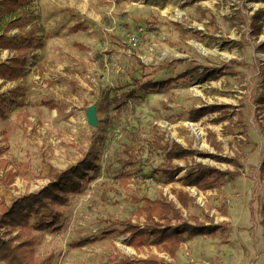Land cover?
Instances as JSON below:
<instances>
[{
  "label": "rangeland",
  "instance_id": "obj_1",
  "mask_svg": "<svg viewBox=\"0 0 264 264\" xmlns=\"http://www.w3.org/2000/svg\"><path fill=\"white\" fill-rule=\"evenodd\" d=\"M24 9L26 17L20 15L17 27L8 33L16 36L19 47H0V61L17 50L30 57V81L21 84L28 107L10 105L0 116V200L40 190L49 182L51 166L66 169L88 154L100 165L96 179L71 195L67 205L54 208L61 213V224L36 231L38 252H54L53 264H112L123 258L135 264H146L147 258L175 264L162 246L135 248L125 244L129 236L103 232L118 228L113 222L120 220L144 228L147 218L139 215L140 198L163 195L178 203L175 192L184 186L197 203L192 207L196 215L211 219V211L235 207L241 226H248V233L236 234V240L246 248L256 233L258 241L239 263L264 264L262 216L251 203L254 191L264 193V178L251 169L264 161V108L257 103L264 90V0H30ZM256 13L262 14L258 34L251 26ZM77 22L87 30L71 31ZM33 31L38 48L28 47ZM205 67L214 75L194 79L191 73ZM51 72L60 79H51ZM140 78L171 83L144 92L135 86ZM43 83L46 94L39 89ZM132 91L137 100L130 96ZM92 104H97V127L87 121ZM206 104L225 106L223 113L229 116L217 121L221 112H212L195 121L194 110ZM190 123L202 130L204 145ZM156 140H176L195 149L194 158L175 160L185 166L177 178L196 169L198 162L235 168L217 160L218 155L239 157L243 175L209 188L225 184L217 196H202L201 188L179 180L166 183L155 171L166 162L165 153L154 146ZM130 152L141 162L126 178L123 174L131 167L124 161ZM9 172L15 173L12 182ZM54 210H42L33 222L52 216ZM86 238L95 240L78 244ZM225 238L215 244H227ZM179 256L186 263L185 254Z\"/></svg>",
  "mask_w": 264,
  "mask_h": 264
},
{
  "label": "trees",
  "instance_id": "obj_2",
  "mask_svg": "<svg viewBox=\"0 0 264 264\" xmlns=\"http://www.w3.org/2000/svg\"><path fill=\"white\" fill-rule=\"evenodd\" d=\"M30 0H0V47L17 49L18 42L14 38H10L8 33L17 27L20 15L26 17L25 5ZM5 7V9H4ZM4 9V10H3ZM261 13L253 16L251 23L254 33H260L263 30L262 24L258 25ZM4 19V21H3ZM87 26L83 22H77L71 27L73 31L86 30ZM28 47L38 48V36L33 31ZM233 43L238 44L237 40ZM260 47L264 49V41L260 43ZM29 54L17 50L16 54L10 56L7 61H0V79L4 81H17L27 75V66L29 62ZM214 75L210 73L209 68L195 69L191 74L194 79H198L203 75ZM187 73L181 77H186ZM171 83L168 80H153L140 78L135 80L137 89L144 92L160 91ZM11 97H5L0 101V116H5L8 107L22 106L23 99L22 88L17 85L13 88ZM130 96H134L137 100L135 91ZM259 107L264 108V90L259 100ZM225 106L220 104H206L195 109L196 115L193 119L197 121L200 117L212 112H221L217 121H223L228 116V112H224ZM214 136L213 132H210ZM156 149L162 151L166 155V162L160 164L155 170L161 174L166 183L182 181L185 186H198L206 190L221 184L223 179L230 181L236 180L243 175V162L236 156L218 155L217 160L233 165L234 169H221L216 166L196 163V169L186 170V176L177 178V174L185 170V166L177 164L175 160L194 158L195 149L186 147L176 140L162 143L161 140L154 142ZM216 149H221V142L215 144ZM124 161V166H130L129 170L124 172V177H131L134 168L141 162L137 156L130 152ZM252 172H259L261 180L264 178V161L259 166H251ZM100 173V165L94 162L88 154L76 163L68 166L66 169H59L51 166L49 169V182L40 190L27 192L21 196L14 197L12 200L2 198L0 200V264H53L55 253L49 252L42 254L38 252V234L36 231H44L55 228L61 224V213L54 210L55 207L62 208L70 201V196L83 191L85 183L96 179ZM9 182L13 181L15 173L9 172ZM177 203L174 200L161 195L156 199L144 196L140 198L143 201L139 209V215L145 214L147 218L146 226L133 224L131 220L115 221L113 224L119 225L118 228H111L104 231V235L113 232H119L122 235L129 236L125 240V244L139 248L146 244L159 245L163 247L167 253L175 257L181 244L189 237L196 235H213L221 225H206L196 216H186L183 209H191L194 206V199L184 190L175 192ZM252 206L257 205V210L262 216L259 224L264 230V193L259 194L254 191L251 200ZM54 210L52 216L42 217L33 222V218L42 210ZM254 218V217H253ZM258 222V219H255ZM4 229V230H3ZM17 232V233H14ZM95 238H86L78 244L85 245L94 241ZM146 264H161L158 258H147L143 260ZM112 264H135L129 258L114 260Z\"/></svg>",
  "mask_w": 264,
  "mask_h": 264
},
{
  "label": "crops",
  "instance_id": "obj_3",
  "mask_svg": "<svg viewBox=\"0 0 264 264\" xmlns=\"http://www.w3.org/2000/svg\"><path fill=\"white\" fill-rule=\"evenodd\" d=\"M196 1L199 3L202 0H196ZM71 31H73V30H71ZM73 32H77V31H73ZM61 74H63V72H60V75ZM51 75H52L51 76L52 78L51 77H49V78L58 80L59 77L56 74L51 72ZM29 81H30V78L28 75V69H27V75L20 80L4 81L3 79H0V101L5 97H11L12 96V92L10 89L13 86H15V87L17 85L21 86V84L23 85L26 82L29 83ZM8 84L10 85V87L9 86L7 87ZM46 86L47 85L43 83V85L39 88L40 90L43 91L44 94H46V91L44 90V87H46ZM17 107L25 108V107H28V105L27 104L24 105V103H23L22 106H17ZM97 113H98V111H97ZM235 181L236 180H234L232 182H235ZM225 186L226 185L223 184V186L220 188L217 187L216 189H206V190L200 189V190H201L202 196H205L206 194L217 196L220 194L221 189H225ZM179 189L184 190L186 192H189L188 188H186L184 186L179 188ZM213 190H216V192H213ZM194 203L197 204L196 201H194ZM199 203H201V202H199ZM184 212L186 214L189 213L191 216L195 215V216L200 217V220L202 222H204L206 225H221L222 227L220 229H218L216 231V233L213 235L200 234V235H196L193 237H189L185 242H183L181 244V246H180L179 250L177 251V254L175 257H172L168 253V255L172 257V260L175 261V264H186V263L187 264L188 263L198 264L197 262L201 261V260L205 261L204 262L205 264H210L211 261H214L215 264H225V263H231V262H232V264H236V262L239 263L243 258H245V255H246V253H248L249 249H250L249 251H252V249H254V248H256V246H258L256 233H254V236H255L254 240L249 239L247 241L246 248H243L241 246L240 240H236V238H239L238 236H236V234L248 233L247 232L248 226H241V224H240L241 222L239 221L240 220V218H239L240 213L235 209V207L234 208L229 207V209L224 213H220L217 210L211 211L210 213H208L209 215L207 214V216H209L211 219H207V217L205 218L201 215H196L192 211V208L189 209V211L184 210ZM251 220L256 225H258L255 222L253 217H252V219H250V221ZM247 221L250 222L248 219H247ZM262 236L264 237V232H263ZM223 237H224V239H226L225 237H228L227 244H224L223 246L222 245L217 246L215 244L216 243L215 241H217L219 239L222 241ZM263 241H264V238L262 239V244L264 245ZM240 246L243 248V252H242V248ZM259 247H260V244H259ZM261 249H263V248H261ZM260 252H261V250H260ZM183 254H185V256L187 257L186 263L180 262L181 257L179 255L184 257ZM260 257L263 258L264 255H262Z\"/></svg>",
  "mask_w": 264,
  "mask_h": 264
},
{
  "label": "water",
  "instance_id": "obj_4",
  "mask_svg": "<svg viewBox=\"0 0 264 264\" xmlns=\"http://www.w3.org/2000/svg\"><path fill=\"white\" fill-rule=\"evenodd\" d=\"M87 121L89 125L97 127L99 124V118L97 113V104H92L87 108Z\"/></svg>",
  "mask_w": 264,
  "mask_h": 264
},
{
  "label": "bare ground",
  "instance_id": "obj_5",
  "mask_svg": "<svg viewBox=\"0 0 264 264\" xmlns=\"http://www.w3.org/2000/svg\"><path fill=\"white\" fill-rule=\"evenodd\" d=\"M190 126L195 131V133L198 135V137L200 138V140L202 142V145H204V142H203V139H202V130L198 126H196L194 123H190ZM121 246L126 251H129V252L132 251V248H130V247H126L124 245H121Z\"/></svg>",
  "mask_w": 264,
  "mask_h": 264
},
{
  "label": "built area",
  "instance_id": "obj_6",
  "mask_svg": "<svg viewBox=\"0 0 264 264\" xmlns=\"http://www.w3.org/2000/svg\"><path fill=\"white\" fill-rule=\"evenodd\" d=\"M133 41H134V44H136V39H133ZM195 194H197V192H194Z\"/></svg>",
  "mask_w": 264,
  "mask_h": 264
}]
</instances>
